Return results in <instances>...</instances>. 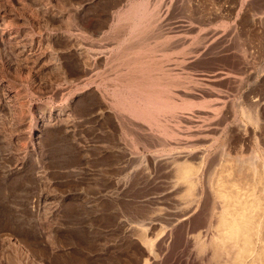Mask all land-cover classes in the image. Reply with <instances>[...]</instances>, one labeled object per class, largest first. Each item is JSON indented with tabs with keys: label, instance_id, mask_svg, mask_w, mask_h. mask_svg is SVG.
I'll return each instance as SVG.
<instances>
[{
	"label": "rangeland",
	"instance_id": "1",
	"mask_svg": "<svg viewBox=\"0 0 264 264\" xmlns=\"http://www.w3.org/2000/svg\"><path fill=\"white\" fill-rule=\"evenodd\" d=\"M142 45L157 124L115 105ZM231 263L264 264V0H0V264Z\"/></svg>",
	"mask_w": 264,
	"mask_h": 264
},
{
	"label": "bare ground",
	"instance_id": "2",
	"mask_svg": "<svg viewBox=\"0 0 264 264\" xmlns=\"http://www.w3.org/2000/svg\"><path fill=\"white\" fill-rule=\"evenodd\" d=\"M136 4V3H135ZM138 6L137 7H133L132 4H130L133 8L130 7L129 5V9L127 8V10H125V12L121 13L120 15V20L123 21H134V24L132 23V27L129 28L130 33H128L130 36L132 35L131 38L133 37H140V34L146 33L143 32V25L145 24L144 22H147L149 20L148 19V15L145 13H142L143 11L146 10H142L141 11V5L139 7V3H137ZM142 4V3H141ZM144 4V3H143ZM146 7V6H145ZM144 7V8H145ZM123 10V9H122ZM157 11V10H156ZM155 11V12H156ZM151 13V12H150ZM154 13V12H153ZM149 14V11H148ZM152 14V13H151ZM154 15V14H153ZM156 15H154L155 17ZM151 17V16H149ZM155 18H158L157 16ZM151 20V18H149ZM147 20V21H146ZM153 20V19H152ZM158 20V19H156ZM119 21V19H118ZM120 22V21H119ZM127 22V23H128ZM144 23V24H143ZM151 24V26H145V27H152L153 25L157 24V23H149ZM146 23V24H147ZM153 24V25H152ZM127 26V25H126ZM125 26V27H126ZM129 26V25H128ZM144 27V30H148L147 28ZM155 26H153L154 28ZM128 28V27H127ZM122 29V28H121ZM114 30V29H113ZM102 32V31H101ZM121 34V33H120ZM138 35V36H137ZM123 38V37H122ZM129 38V36H128ZM126 38V39H128ZM141 39V38H140ZM119 40V39H118ZM121 40V39H120ZM129 40V39H128ZM132 40V39H131ZM115 42V41H114ZM145 44V43H144ZM118 45V43H117ZM133 45V44H132ZM126 46V45H125ZM128 46V45H127ZM126 46V47H127ZM131 46V45H130ZM124 47V46H123ZM139 47V46H137ZM147 47H150L147 46ZM145 45L140 46L139 48H137V50L135 48H133L134 50H131L130 48H126L122 51V53L120 54L119 58L116 59L118 60L119 64L121 65H126L127 66V72L124 73L122 76L119 73V76H121V78H123V82L120 85V87H115L116 91L114 93H116V95H119V97L122 94V97L120 99H117L115 102V105L122 111H126L128 112L130 115H132L133 117L137 118V119H141V120H145V122L149 121L148 123L154 122L157 124V122L159 123V120L162 118L161 116L164 114H169L171 117L173 118L174 116H176L175 111L177 107V105H175V101L172 98L173 95V89H171V83H168L170 81V76H168L167 78H169L168 82L166 80V76L170 75L169 72L165 73L162 71V63L161 60L160 62L157 61L156 59L151 58H147L150 54L146 57V52L149 50ZM122 49V48H121ZM117 53V52H116ZM115 53V54H116ZM147 53V54H148ZM107 54V53H106ZM151 56V55H150ZM115 62V61H114ZM117 63V62H116ZM115 64V63H114ZM118 65V64H117ZM123 66H121L123 68ZM117 67V66H116ZM120 68V67H119ZM126 68V67H124ZM123 68V69H124ZM115 72L118 70V67L116 69H114ZM122 70V69H121ZM119 71V70H118ZM124 71V70H123ZM122 71V72H123ZM166 71V69H165ZM121 72V73H122ZM172 72V71H171ZM117 74V72L115 73ZM167 74V75H166ZM103 77V76H102ZM112 78V77H111ZM118 78V77H116ZM120 79V78H119ZM99 80V79H98ZM114 80V79H113ZM120 80V81H122ZM118 81L117 79L115 80V82ZM173 82V81H171ZM119 84V82L117 83ZM105 85V84H104ZM183 87V86H182ZM114 88V89H115ZM173 88V86H172ZM177 90V89H176ZM177 94V93H176ZM109 97V96H108ZM177 106V107H176ZM188 107V106H187ZM184 108V107H183ZM177 111V110H176ZM189 111V110H188ZM191 111V110H190ZM125 112V113H126ZM167 114V116H168ZM163 115V116H164ZM166 118H169L167 117ZM161 117V118H160ZM246 117V116H245ZM164 118V117H163ZM193 118V117H192ZM254 118V117H252ZM167 120V119H166ZM165 122V121H164ZM152 123V124H154ZM151 124V123H150ZM203 131V130H202ZM167 132V131H166ZM169 134V132H168ZM157 137V136H156ZM188 138V137H187ZM188 152V151H186ZM263 156V155H262ZM240 157V156H239ZM165 158V157H164ZM236 159V158H235ZM238 159V158H237ZM240 159V158H239ZM163 160V159H162ZM244 160V159H243ZM257 162V161H256ZM210 163V162H209ZM249 163V162H246ZM238 167V166H237ZM254 167V171H255V165H253ZM244 168V167H243ZM253 170V168H252ZM182 171L185 173L184 175L186 176V179L188 177H194L193 174H191L192 176H189V174L187 173L188 171L185 170V168L182 169ZM239 171V170H238ZM256 172V171H255ZM254 172V173H255ZM197 174V173H195ZM180 175V174H179ZM255 176V174H253ZM182 176V175H181ZM180 176V177H181ZM178 179V178H177ZM181 179V178H180ZM179 180V179H178ZM182 180H184V178H182ZM197 180V179H196ZM193 191V190H192ZM200 195V194H199ZM192 196V195H191ZM190 199V198H189ZM179 202V201H178ZM186 204V203H185ZM184 204V205H185ZM196 204V203H195ZM194 204V205H195ZM193 206V205H191ZM190 206V207H191ZM196 206V205H195ZM190 209V208H189ZM223 210V209H222ZM188 213V212H187ZM224 213V212H223ZM222 213V214H223ZM223 218V217H222ZM228 218V217H227ZM159 219V218H158ZM175 221V220H174ZM239 221V220H238ZM225 222V221H224ZM222 236V235H221ZM226 237V236H225ZM232 237V236H231ZM225 239V238H224ZM222 241V240H221ZM230 248V247H229ZM227 249V248H226ZM212 251V250H211ZM220 254V253H219ZM223 254V253H222ZM232 264V263H231Z\"/></svg>",
	"mask_w": 264,
	"mask_h": 264
}]
</instances>
